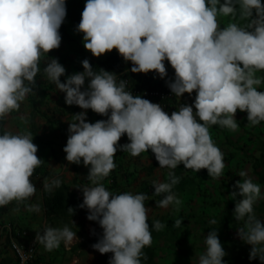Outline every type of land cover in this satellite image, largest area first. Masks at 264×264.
<instances>
[{"label": "clouds", "instance_id": "obj_1", "mask_svg": "<svg viewBox=\"0 0 264 264\" xmlns=\"http://www.w3.org/2000/svg\"><path fill=\"white\" fill-rule=\"evenodd\" d=\"M66 15V0H0V207L15 201L31 212L41 210L39 203H30L38 192L30 178L44 162L37 155L33 133L7 130L3 121L33 93L43 59V77L66 93L68 105L85 110L73 113L64 152L68 162L90 166L91 184L81 187L79 207L87 208V218L103 229L92 247L102 254L113 253L109 264H143V249L152 243L151 230L165 225L157 219L150 227L147 194H114L102 181L117 167L118 149L132 156L150 149L159 167L170 169L166 181H153L154 195L162 196L157 206L178 209L182 201L173 187L180 177L171 169L183 164L196 172L207 169L213 178L222 175L224 153L209 126L238 130V109L247 112L249 125L264 121V91L258 90L264 76L256 75L264 71V0H86L77 25L86 49L97 57L117 49L132 62V72L155 70L160 78L168 76L167 60L175 72L167 81L171 93L183 97L195 90L193 103H182L171 114L159 102L126 91L127 81L118 82L116 72L96 71L87 58L81 62L83 71L62 81L66 67L49 52L61 46L59 29ZM218 15L239 16L247 23L221 27ZM88 109L107 118L90 122ZM20 119L27 122L23 115ZM125 134L129 142L119 143ZM239 175L246 178L237 180L236 190L229 194L232 199L240 197L233 212L237 221H243L238 235L252 246L249 259L264 262V222L254 210L264 192L246 170ZM61 183L59 178H45L42 188L51 193ZM74 211L68 207L70 214ZM174 224L180 227L182 220ZM35 239L51 252L61 243L70 247L80 237L65 224L46 225ZM204 244L196 264H227L216 228L204 237ZM17 251L21 264H26L28 256L19 247Z\"/></svg>", "mask_w": 264, "mask_h": 264}, {"label": "rangeland", "instance_id": "obj_2", "mask_svg": "<svg viewBox=\"0 0 264 264\" xmlns=\"http://www.w3.org/2000/svg\"><path fill=\"white\" fill-rule=\"evenodd\" d=\"M228 18H237L239 21L236 22H240L241 20L240 23L242 25L247 23L246 19H241L239 16L232 17L229 15ZM70 30L76 32L77 29L70 25ZM81 34L84 35L83 32ZM100 56H103V54ZM69 59L70 57L66 58L65 64L69 63ZM74 67L76 66L74 65ZM256 75L264 76V71H258ZM41 80L44 81V79ZM41 85L43 84L36 86L33 93H30V95L36 99L38 98L39 104L43 102L40 106L46 109V104L44 103L46 100L45 94H50V92L48 89H45L48 85ZM258 90L264 91V84L258 86ZM192 95L195 97V90H193ZM236 119L239 125L236 131L222 128L219 125L209 126V131L214 143L219 146L224 153V172L226 175L224 178L229 177V179H222L223 177L220 176L214 185L208 188L204 183L200 190L193 186H188L186 190L176 194L182 201L178 209L173 205H169L167 208L159 207L156 205L153 198L145 201L146 206L149 207L148 217L165 216L167 222H169L182 214H196L198 218L202 215L206 216L207 220L206 223L196 222V224H193L189 242L185 246L182 245L178 248L169 245V223H167L164 226V235L156 241L158 253L160 255L159 264H196L199 255L203 253L206 248L204 237L207 236L212 228L218 230L219 239L227 252L224 258L236 256L242 251L244 246L247 245L238 235V228L243 226V221H237L236 219L229 221V217H231L230 214L234 212L236 199L240 197L232 199L229 197V194L233 190H236L234 186L237 180L243 181L246 178L239 175L241 170H246L248 175L253 178V181L261 185L262 192H264V184L259 181L255 171L263 169V163L261 162L264 161V121L258 125H249L247 112L239 109L236 113ZM162 169L154 174L155 180H167L169 169L166 167ZM194 173H196V171H194ZM209 184H211V182H209ZM258 201H264V198ZM255 213L257 217L264 222V212ZM14 214H16L15 211ZM15 216L16 215H14V217ZM85 217L88 222L92 224L94 229H89L88 233H86L84 228L81 235L82 242H80L73 251H65L61 243L59 248L48 252L44 249L42 244H39V255L41 260L49 264H66L63 263L64 260L69 261V258H73L76 262L73 263V260H70V264H82L81 262H83V264H109V257H111L113 253L109 252L102 254L92 247L94 244V236L100 232V229L101 231L103 229L97 221L87 218L88 213L85 214ZM213 219L216 221L215 224L210 223ZM87 257H90L88 261H86Z\"/></svg>", "mask_w": 264, "mask_h": 264}, {"label": "crops", "instance_id": "obj_3", "mask_svg": "<svg viewBox=\"0 0 264 264\" xmlns=\"http://www.w3.org/2000/svg\"><path fill=\"white\" fill-rule=\"evenodd\" d=\"M217 20L218 24L221 27H226L228 23L239 21V19L237 18H228V16L224 15H218ZM240 22L236 23L239 24ZM67 25L69 29L70 25L74 26L71 21H68ZM240 25L242 24L240 23ZM71 33L74 37V40L62 44L56 52V54L59 56L63 55L65 56V58L70 57V59L68 60L69 63L64 64L66 69H72L76 64L82 66V63L80 62L81 60L79 58V53L81 52L80 50L84 51L88 55L95 57V55L90 50L85 48L83 43V35L81 34L82 32L76 30V32L71 31ZM108 53L109 51L104 53L103 56H99L96 58H104ZM165 64L168 70V76L165 78H160L159 75L155 72V70H151V79L154 82L159 84H167V81L169 79H174L175 72L172 66L170 65V62L165 60ZM45 80L46 78L44 79V81L39 80L36 86L40 84L48 85L45 88L46 90L48 89L50 92V94H45L46 100L44 103L46 104V109H43L40 106L43 102L39 104L38 98L36 99L32 96L34 98V104L36 106L35 109L33 105V99H31L28 94L25 101L22 102L20 110L18 112H13L5 119V127L7 130H11L13 132H19L26 129L31 130L34 136L33 142L38 145L37 155L41 157L44 161L41 166L43 168H47L50 172V175L46 178L51 179L61 176L70 184L71 189L77 193L81 201H83V192L81 187L84 185L91 184V181L87 179L90 166H85L83 163L76 164L68 162L65 158L66 153L64 152V146L67 143V138L69 135L68 127L70 120L73 117V113L85 110L75 104L68 105L64 99L66 93H64L63 91H59L53 82L48 80L47 82H45ZM194 99L195 97L192 94L190 95L188 93H185L183 97L177 96L175 100L174 110H178L182 103H193ZM58 107L63 108L64 110H68V113L63 114L57 111L56 108ZM49 108H55V112L53 109L52 111H49ZM73 108L76 109L72 111ZM70 110L73 113H71ZM21 115L26 118L27 122H25V120L20 119ZM86 119L93 123L98 120L94 115L89 112ZM60 122L65 124V129L67 131V135L64 137L60 136ZM51 131L52 134H50ZM42 139L44 140L42 141ZM126 142H129V140L127 135L125 134L121 137L119 143L123 144ZM114 159L116 165H120L119 167L123 168V172H125L124 175H119L117 177L116 184L118 187L124 189V191L126 192L130 191L134 194L145 193L147 194L149 199L153 198L155 202L156 200H158V195H154L153 181L155 180L154 174L157 171H160V169L162 168L156 166L151 173L148 172L147 168L153 165L156 161L155 154L152 153L150 149L149 152H143L139 156H132L129 152L118 149L117 153L114 156ZM30 179H33L34 183L38 188L37 195L32 198L30 203H39L41 205V210L39 212H31L24 204H18L15 201L0 209V215H2V218L5 222H11L15 226L27 230L26 235H20L16 237V240L25 246L35 239L37 231L42 232L44 227L46 226L45 211L42 207V186L45 177L41 178L33 175V178ZM102 183H104L106 188L107 186H109V180H107L106 178L103 179ZM14 211L16 212V214H14ZM86 213H88V209L82 208L76 220L83 221V230L85 228L86 233H88L89 229L92 230L94 228L92 227V224H90L86 219ZM14 215L16 216L14 217ZM99 231L100 232L95 236H99L103 232V230L101 231V229ZM6 238L7 237L2 236L0 238V244L6 241ZM89 259L90 257H87L86 261H88ZM70 260H73V263L76 262V260H74L73 258H69V261ZM69 261L64 260L63 263L70 264ZM81 263L83 264V262Z\"/></svg>", "mask_w": 264, "mask_h": 264}, {"label": "trees", "instance_id": "obj_4", "mask_svg": "<svg viewBox=\"0 0 264 264\" xmlns=\"http://www.w3.org/2000/svg\"><path fill=\"white\" fill-rule=\"evenodd\" d=\"M86 0H67L66 7H67V15L62 23L59 31L62 35V41L61 45L68 43L70 41L74 40V37L72 36V33L67 25L68 21H71V23L77 28V25L79 24L80 20L82 19V11L85 7ZM60 48V47H59ZM52 49L49 52V56L57 57L59 61L64 65L66 63L65 56H59L56 54L57 50L59 49ZM79 58L80 62H82L83 59L87 58L89 59L90 63L93 65L94 69L96 71H100L101 68L106 69L108 71H114L118 74H122L123 72L131 69L132 62L131 61H125L123 57L119 54L117 49H113L109 51V53L104 58H96L94 56H90L86 54L84 51L80 50ZM48 54H45L47 57ZM45 64V60H41V74H38L36 79L37 83L39 80L43 79L42 70ZM65 66V65H64ZM76 67L72 69H66V74L61 76V80L65 81L67 75H71L78 71H83V68L81 65L76 64ZM45 79V78H44ZM47 82V79L45 80ZM53 86V85H51ZM30 98L33 99V105L36 109L34 98L29 94ZM52 109L55 112V108H49V111H52ZM57 111L61 113H68V110H64L63 108H56ZM76 109L73 108L72 111ZM71 111V110H70ZM71 111V113H73ZM3 124L5 126V120L3 121ZM6 128V127H5ZM60 128L61 133L60 136L64 137L67 135V131L65 129V124L60 122ZM52 134V131L51 133ZM44 139H42L43 141ZM261 170H255L256 175L259 178V181L264 184V161ZM118 165L115 169L111 171L109 176L105 177L107 180H109V186H107V189L110 191H118L119 193L126 192L124 189L120 188L116 184L117 177L119 175H124L125 172H123V168L119 167ZM159 166V162L156 160L153 165L148 167V172L151 173L153 169ZM170 171V169H169ZM175 173L176 176L180 177V181L178 184L174 185L173 192L176 194H179L187 189L188 186H193L194 188H198L199 190L202 189L204 183L208 188L211 185H214L217 182L218 178H213L209 176L207 169H201L199 172L194 173L191 169L184 168V165L181 164L177 166L175 169H171ZM34 175L38 177H48L50 175V172L47 168H43L41 165L37 167L34 171ZM225 172L223 170V173L221 177L222 179H229V177H225ZM59 178L62 183L61 186L58 188H55L51 193L46 192L42 188V207L45 211V220L46 225L53 226V227H63L65 224H68L73 231H76L78 235H82L84 223L82 220H76L79 216V212H81L82 208L79 207V205L82 203L81 199L77 195L76 192H74L70 184L61 176L56 177ZM211 182V184H209ZM43 187V186H42ZM162 196L158 195L157 199L160 200ZM156 200V201H158ZM156 203V202H155ZM157 204V203H156ZM68 207H72L75 209L73 215L68 212ZM2 207H0L1 209ZM255 212H264V201H257L254 205ZM231 217H229V221L234 220L235 217L233 213L230 214ZM0 219H2V215H0ZM160 220L164 225L169 223L168 226V234L170 237V244L175 248H178L179 246L186 245L189 242V238L191 236V227L193 224H196V222L206 223V216H201L198 218V215L196 214H182L176 219H181L182 224L180 227H176L174 222L176 219L171 220L167 222V219L165 216L161 217H148V222L151 224L154 220ZM201 220V221H200ZM74 221L75 224L72 222ZM164 227L156 231L152 229V243L150 246H146L143 249V252L145 253V256L142 257L143 264H159L160 255L158 253V247L156 245V241L162 238L164 235ZM102 233L99 236H95L93 238V242L96 243ZM1 237V233H0ZM9 246H10V238L7 237L6 241H4L2 244H0V264H17V261L15 258L11 255L9 252ZM251 245L247 244L244 246L242 251L237 254L234 257L224 258L225 261H227V264H264V262H261L259 258L257 257L255 260H250V249Z\"/></svg>", "mask_w": 264, "mask_h": 264}, {"label": "built area", "instance_id": "obj_5", "mask_svg": "<svg viewBox=\"0 0 264 264\" xmlns=\"http://www.w3.org/2000/svg\"><path fill=\"white\" fill-rule=\"evenodd\" d=\"M151 70L148 73L144 72H132L130 69L123 72L122 74L117 75V81L123 79L127 81L126 91L131 92L133 95H141L144 98L149 99L152 102H159L169 114L174 110L176 95L171 93L168 84L166 83H156L151 79ZM87 112L94 115L98 120L106 119L107 117L94 112L91 109H88ZM114 194H119L118 191H111ZM0 233L1 237H9L10 238V246L9 251L11 255L17 261V264H21V257L17 251V248H21L24 253L28 256L26 264H49L48 262H44L41 260L39 255V243L34 239L28 245H23L16 240V237L20 235H26L27 230L22 229L21 227L15 226L11 222H5L4 219H0ZM78 235V234H77ZM80 240L73 243L70 247L63 248L67 252H71L74 248L82 242V236L78 235ZM0 237V238H1Z\"/></svg>", "mask_w": 264, "mask_h": 264}]
</instances>
